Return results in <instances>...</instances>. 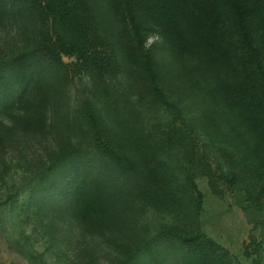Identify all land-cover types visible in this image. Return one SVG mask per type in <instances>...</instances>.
I'll return each mask as SVG.
<instances>
[{"label": "trees", "instance_id": "trees-1", "mask_svg": "<svg viewBox=\"0 0 264 264\" xmlns=\"http://www.w3.org/2000/svg\"><path fill=\"white\" fill-rule=\"evenodd\" d=\"M98 2V4H97ZM0 0L2 14L29 20L34 32L20 43L0 36V106L14 109L25 125L44 126V113L69 71L103 80L121 58L139 67L167 109L181 117L155 138L119 113L85 101L78 110L76 137L64 140L40 172V184L68 175L65 201L87 230L127 223L141 200L175 214L154 234L130 246L120 264H236L229 252L199 226L203 194L194 176L181 184L163 159L167 147L213 183L224 180L253 211L254 240L264 244V0ZM112 29H107L106 23ZM110 27V28H111ZM157 35L162 42L147 45ZM157 45L171 50L179 72L200 88L218 111L209 127L229 126V160L212 168L198 151L193 125L164 91ZM64 57L74 58L66 62ZM80 127V128H79ZM81 130L78 131V130ZM7 125L0 127V149ZM84 138L86 140H84ZM0 179H4L0 171ZM250 213V212H249ZM177 246L176 249H170Z\"/></svg>", "mask_w": 264, "mask_h": 264}, {"label": "rangeland", "instance_id": "rangeland-1", "mask_svg": "<svg viewBox=\"0 0 264 264\" xmlns=\"http://www.w3.org/2000/svg\"><path fill=\"white\" fill-rule=\"evenodd\" d=\"M105 27L112 29L108 22ZM33 32L29 20L19 21L9 11H0L2 38L20 43ZM154 42L162 40L153 35L147 45ZM156 49L161 85L186 122L193 125L198 151L214 169L226 164L230 147L222 134L229 132V126L209 127V120L219 117L218 111L204 102L193 79L178 71L169 47L157 45ZM146 76L122 58L104 80L97 74L69 71L47 106L44 126L25 125L18 111L0 106V127L11 129L6 146L0 149L4 177L0 179V264H120L130 246L162 225L175 222L174 213L138 200L132 204L127 223L108 225L102 231L87 230L75 220L65 201L69 174L45 185L39 181L50 156L64 140L76 137L78 110L85 101H92L102 111L119 113L121 119L152 132L155 138L170 131L171 123L182 124L181 117L167 109ZM183 153L172 146L162 156L181 184L186 185L189 176H194L203 194L201 207L195 211L200 228L226 249L236 264H255L258 255L252 242L261 240V232L254 228L253 211H245L246 202L237 190L222 179L212 183L183 159Z\"/></svg>", "mask_w": 264, "mask_h": 264}]
</instances>
